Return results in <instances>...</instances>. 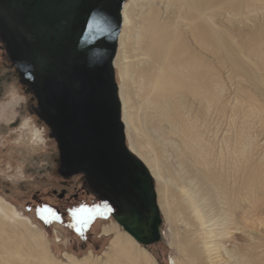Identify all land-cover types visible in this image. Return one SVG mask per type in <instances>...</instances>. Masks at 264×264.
Here are the masks:
<instances>
[{
	"label": "bare ground",
	"instance_id": "1",
	"mask_svg": "<svg viewBox=\"0 0 264 264\" xmlns=\"http://www.w3.org/2000/svg\"><path fill=\"white\" fill-rule=\"evenodd\" d=\"M141 1L124 5L114 66L129 148L183 227L171 234V263L264 264V0H161L163 12ZM131 57L145 82L138 115L124 94ZM165 153L175 177L163 174ZM103 233L102 256L66 254L64 264H160L118 224ZM54 262L42 230L0 198V264Z\"/></svg>",
	"mask_w": 264,
	"mask_h": 264
},
{
	"label": "water",
	"instance_id": "2",
	"mask_svg": "<svg viewBox=\"0 0 264 264\" xmlns=\"http://www.w3.org/2000/svg\"><path fill=\"white\" fill-rule=\"evenodd\" d=\"M128 0H0V33L56 126L66 174L86 173L143 245L161 238L154 179L126 143L114 61ZM147 231V236L144 237Z\"/></svg>",
	"mask_w": 264,
	"mask_h": 264
},
{
	"label": "rangeland",
	"instance_id": "3",
	"mask_svg": "<svg viewBox=\"0 0 264 264\" xmlns=\"http://www.w3.org/2000/svg\"><path fill=\"white\" fill-rule=\"evenodd\" d=\"M140 3L144 4L145 0ZM153 4L161 12L164 11L165 5L163 1L153 0ZM135 11L139 13L141 8L136 7ZM182 24V29L190 30L184 23ZM1 53L0 51V55ZM134 53H131L130 56L134 55ZM136 54L138 53L136 52ZM138 59L131 57L128 60V63H130L129 75L133 81H129L124 89V94L128 99V108L132 109L133 106H136V108L132 109L135 115L139 114L138 107L143 99L141 87L145 85L138 73L140 69L134 67ZM115 75L120 93V85L123 79L117 66H115ZM26 100L24 93L15 84V80L10 76V73L1 70L0 198L12 204L22 216L29 218L33 224L42 230L49 241L52 252L57 260L60 261V263L54 262V264L69 263L66 254L73 255L76 258H83L89 254L94 257L102 256L107 251L111 240L110 237L104 235V226L116 223L123 233L127 232L109 214V211H105L103 203L91 193L83 191L85 186L83 185L82 177L74 176L66 180L54 172L53 162L57 153L56 143L50 137L47 128L42 124H38L27 112ZM144 137H139L142 140L140 141L141 143L145 142L146 138ZM126 143L129 148L130 143L127 134ZM152 144L158 150L159 147L156 145V141L155 144L153 142ZM143 149L146 151L145 148ZM132 152L138 157L141 156L135 150H132ZM167 156L166 154L165 157H161L162 161L159 158V161L163 162L162 164L166 167V172L163 171V174L175 177L172 157L168 158ZM141 161L144 163L143 157ZM144 165L146 166L145 163ZM154 184L161 212V238L154 244H138L155 256L160 264H172V259H177L179 256L176 248L172 245L171 234L181 233L180 229L182 230L183 227L175 221L174 214L168 215L162 210L156 179H154ZM165 187L166 192L164 194L165 198H167L168 195L171 196L170 186ZM167 188L169 191H167ZM63 192L66 193L67 197L61 195ZM166 205L167 209L171 207L170 202L165 201ZM45 207L55 212L58 219H53L51 216L47 218V221L42 219L40 210ZM79 208H99L104 212V215L94 216L86 227L77 230L76 219L72 213ZM233 234L240 236L241 230L239 228L234 229ZM94 261L95 264L105 263L104 259H96Z\"/></svg>",
	"mask_w": 264,
	"mask_h": 264
},
{
	"label": "flooded vegetation",
	"instance_id": "4",
	"mask_svg": "<svg viewBox=\"0 0 264 264\" xmlns=\"http://www.w3.org/2000/svg\"><path fill=\"white\" fill-rule=\"evenodd\" d=\"M0 51L2 52L0 55V71H7L10 73V76L14 78L15 84L22 90L24 93V96L26 97V110L27 112L35 119V121L38 124H42L45 126L48 130V133L51 138L56 143L57 153L54 158V172L58 175H60L64 179H69L74 176H80L82 177L83 185H87L93 188V191H89L87 188H85L83 191L87 193H91L94 195L101 203L104 202V206H106L108 209H110L109 214L111 216L115 215L118 217H122L123 222L129 223V213L127 208L117 202H111L107 195L103 193L102 191H99L92 183L89 176L86 175L84 172H80L77 174H66L64 170V163L62 160L61 151L58 145V133L56 126L52 122V120L49 118L48 114L43 111L40 108V102L38 96L31 90L30 86L25 82V78L21 73V70L17 63L14 61V59L11 56V53L9 51L8 45L4 39V36L0 33ZM62 196H66V193L63 192L61 194ZM74 198V197H73ZM76 198V197H75ZM147 231L144 234V237H146Z\"/></svg>",
	"mask_w": 264,
	"mask_h": 264
},
{
	"label": "snow or ice",
	"instance_id": "5",
	"mask_svg": "<svg viewBox=\"0 0 264 264\" xmlns=\"http://www.w3.org/2000/svg\"><path fill=\"white\" fill-rule=\"evenodd\" d=\"M105 211H110L105 206ZM41 218L47 221V218L51 216L53 219H58L55 212H53L50 208H42L40 210ZM72 215L76 219V227L79 230L82 227H86L89 221L96 215H104L99 208L89 209V208H79L73 211Z\"/></svg>",
	"mask_w": 264,
	"mask_h": 264
},
{
	"label": "trees",
	"instance_id": "6",
	"mask_svg": "<svg viewBox=\"0 0 264 264\" xmlns=\"http://www.w3.org/2000/svg\"><path fill=\"white\" fill-rule=\"evenodd\" d=\"M116 82H117V79H116ZM85 186V185H84ZM85 188H87L89 191H93V188L92 187H90V186H85ZM102 203H104V202H102Z\"/></svg>",
	"mask_w": 264,
	"mask_h": 264
}]
</instances>
